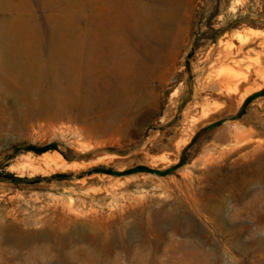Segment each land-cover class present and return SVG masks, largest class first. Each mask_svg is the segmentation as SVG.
Instances as JSON below:
<instances>
[{"label":"rangeland","instance_id":"1","mask_svg":"<svg viewBox=\"0 0 264 264\" xmlns=\"http://www.w3.org/2000/svg\"><path fill=\"white\" fill-rule=\"evenodd\" d=\"M0 15V225L25 236L0 264H264V187L250 186V215L229 218L234 203L226 207V221L249 222L244 233H209L196 219L200 230L169 247L154 226L174 200L166 182L184 170L201 176L193 164L208 152L264 142V86L241 97L260 79L227 91L258 61L264 71V35L237 38L264 32V0H0ZM238 57L248 61L224 94L208 90V74ZM83 80L86 96L73 89ZM47 153L67 167L22 164ZM238 168L205 177L239 181L246 171L264 181V150ZM157 251L158 262L147 260Z\"/></svg>","mask_w":264,"mask_h":264},{"label":"bare ground","instance_id":"2","mask_svg":"<svg viewBox=\"0 0 264 264\" xmlns=\"http://www.w3.org/2000/svg\"><path fill=\"white\" fill-rule=\"evenodd\" d=\"M7 19L8 17L6 18L3 15H0V29H2V25L5 24ZM259 35H264V32L250 29L248 31H245L243 34H238L237 38H239L240 42H242L241 44H243L246 43L251 37L259 36ZM226 45L231 46L232 44L231 42L228 41ZM3 47L4 46L0 44V68H5V66L8 65L7 61H5L6 56ZM247 59L249 58L247 57ZM230 61L231 62H229L227 65L224 66L223 68L224 70L222 72H212L211 74L210 73L208 74L209 76H207V79H205L204 82L208 90H211L218 94H224L225 92L224 87L226 86L228 87L227 80L228 77L232 75L231 72L232 71L234 72L235 70L234 68H240L248 60L246 61V59L238 57V58H233ZM258 63L259 64L257 69H255L253 72H248L247 75L243 76L241 81L235 83L234 88L232 89L228 88L227 91L228 92L233 91V93L239 92L240 88L244 85V83L247 85L252 80L251 77L253 75H255L258 79H260L261 82L255 83L253 86L246 88L243 91L241 97L245 99V97H247L248 95L261 89L264 86V71H262V64L259 61ZM74 84L75 85H73V89L76 90L79 86L80 88H82L81 90L84 91L85 96L86 94H89V92H91V87L84 84V80L78 84L77 82H75ZM4 100L5 99L0 90V113L5 114L7 110V104H3ZM207 107L209 106L207 105ZM202 111L204 116H206L210 110L203 109ZM67 116L69 120H74L75 118H77L72 111H70ZM191 123L192 125H190V127L192 128L194 125L193 124L194 121H192ZM79 130L81 132L84 129L80 128ZM96 131H97L96 129L94 130L91 129L92 133H96ZM230 134H231V138H233L234 140H238V138H241L244 133L241 132V128L238 125H236L233 127V129L232 127L230 128ZM238 142L236 141V143ZM263 150H264V142L262 143L258 141L256 143L255 142L253 143L252 141H250L242 145L236 144L233 147L229 148L228 150L227 149L222 150L219 152V155L216 157H214L213 155H209L210 152H208V154H206L205 157L200 158L196 163L193 164V166L201 165L203 167L204 171H202L201 176H194V174L189 170H184L183 172L180 173L181 175L180 178L174 177L170 180V182H166V184L164 183L165 185L163 186V190L166 193L170 194L169 196L173 197L174 200L169 208L165 206L159 211L158 215L155 217L156 219H154V226H155V230L160 232L161 237L166 236L165 244L168 245L169 247H171V245L176 244L178 242L177 239L175 238L176 235H178V237L180 235L182 236V238L183 236L186 238V236L191 235L192 231L197 230L199 226V225L197 226L196 224V219H199L204 222V224L206 225L205 228L207 231H209V233L215 232L218 234H224L225 236L228 235V237L231 236L232 233L233 234L242 233V232L244 233V231L246 230L248 231L249 229H251L252 227L249 225V222L246 223L247 221L233 222L232 219L231 220L229 219L230 222L226 221L225 220L226 216L224 215L225 214L224 212L226 210L228 203H234V205L231 208L234 211L233 212L234 215L231 214L232 216H229V218L233 216L240 218V216H244V215L248 216L251 214L250 210L247 207L246 200L251 194L250 186L253 184L257 185L258 187L257 188L258 190L256 191L262 193L261 191L263 190L264 187L262 186L264 181L261 173L256 172L253 175L252 174L248 175V173L245 171L244 174L240 177L239 181L234 180L232 177L230 181L220 180L216 182H210L209 179L207 180V178L205 177V171L219 167L223 169H229L230 171H237L239 170L238 166L248 162V160H250L252 157H255L256 155H258L259 152ZM21 161L24 166L25 165L26 167L29 166L28 168L31 167L33 170H37L43 166H46L48 168H52L54 166L56 169H60V170H64L67 167L64 161L62 160V158L57 154L47 153L41 156L37 160L34 159L31 160V158L25 157L24 159H21ZM252 187H254V185ZM238 207L240 208L238 209ZM252 221H253L252 223H254V219ZM255 229L260 230L261 228L256 227ZM198 230H200V228H198ZM203 232L204 231H202L201 229V232L199 234L201 233L204 234ZM132 234H136V233L133 232ZM0 237H1L0 263H6L9 260L8 257L6 256L10 253L9 249L11 247L12 248L21 247L25 243V236L20 230L14 232H9L7 230L4 231V229L0 225ZM218 237H220V235ZM226 241H223V243ZM230 242H232L231 244L234 245L240 244L237 241H230ZM182 243L183 245L187 243L193 245V242H189L186 240L185 242ZM176 249L177 248L172 249V251L171 250L170 251L167 250L166 252L164 251L165 256H167L168 253L170 252L176 251ZM158 251L157 253L155 252V254L151 252L147 254L146 255L148 257L147 260L149 259V261L158 262L159 261ZM233 261H235V259Z\"/></svg>","mask_w":264,"mask_h":264},{"label":"trees","instance_id":"3","mask_svg":"<svg viewBox=\"0 0 264 264\" xmlns=\"http://www.w3.org/2000/svg\"><path fill=\"white\" fill-rule=\"evenodd\" d=\"M52 148L51 147H46V148H44V149H35V148H33L32 150L34 151V152H36L37 154H42V153H44V152H46V151H48V150H51Z\"/></svg>","mask_w":264,"mask_h":264}]
</instances>
